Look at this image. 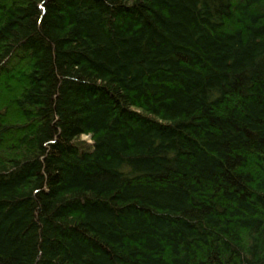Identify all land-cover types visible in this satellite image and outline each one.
<instances>
[{"label":"trees","instance_id":"1","mask_svg":"<svg viewBox=\"0 0 264 264\" xmlns=\"http://www.w3.org/2000/svg\"><path fill=\"white\" fill-rule=\"evenodd\" d=\"M0 264H264V0H0Z\"/></svg>","mask_w":264,"mask_h":264},{"label":"rangeland","instance_id":"2","mask_svg":"<svg viewBox=\"0 0 264 264\" xmlns=\"http://www.w3.org/2000/svg\"><path fill=\"white\" fill-rule=\"evenodd\" d=\"M83 137H84V138H86V137H87V135H83Z\"/></svg>","mask_w":264,"mask_h":264}]
</instances>
